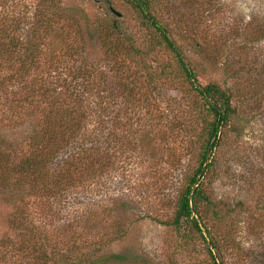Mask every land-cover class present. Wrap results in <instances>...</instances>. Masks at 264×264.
<instances>
[{"label":"rangeland","instance_id":"374dc122","mask_svg":"<svg viewBox=\"0 0 264 264\" xmlns=\"http://www.w3.org/2000/svg\"><path fill=\"white\" fill-rule=\"evenodd\" d=\"M152 8L186 50L200 82L216 80L231 94L233 114L201 178L208 200L200 199V215H195L208 243L189 222L170 223L174 197L200 161L207 134L204 108L199 102L186 119L185 133L157 114L164 104L193 99L186 83L170 79L158 88L159 82L156 87L142 79L134 101L112 94L114 108L134 107L119 113L126 125L114 128L123 137L115 143L114 163L100 174L99 189L57 202L44 186L35 191L25 184L13 201L0 189V264H36L38 256L73 244L81 245L83 255L94 246L101 255L134 258L97 264H214L208 248L217 264H264V0H152ZM113 19L147 30L123 0H0L2 48L10 45L0 50V140L5 142L0 154L3 146L15 149L16 158L27 152V136L43 123L53 83L63 87L51 91L52 97L60 99L55 93L63 90L64 104L73 108L106 100L101 81L108 74L107 54L100 37ZM13 42L14 51L9 50ZM29 50L37 52L31 69L13 73L19 59L27 64ZM126 66L130 73L138 70L131 61ZM147 104L153 109L148 111ZM110 128L93 120L85 132L102 140ZM15 220L21 222L18 227ZM17 240L30 245L24 260L14 249ZM137 251L147 256L140 259Z\"/></svg>","mask_w":264,"mask_h":264},{"label":"trees","instance_id":"16d2710c","mask_svg":"<svg viewBox=\"0 0 264 264\" xmlns=\"http://www.w3.org/2000/svg\"><path fill=\"white\" fill-rule=\"evenodd\" d=\"M123 1L134 9L141 19L142 25L147 30L144 31L139 27L134 29L129 24L124 26L115 19L106 23L103 31L105 32L104 36L101 35L100 38H102V45L107 54L106 65L108 74L103 77L105 81L101 82L103 87H105L103 91L107 88L106 94L108 97L99 104L82 106L80 104L81 108H79V105L73 108L70 104H64L65 100H62L63 90L55 93H60V99L52 97L54 93L52 94L51 91L61 89L59 87L63 86H56L57 84L54 83L50 85L48 87L49 104L43 109V123H39L32 134L27 136V152L16 158L15 149L6 151L7 148L3 146L5 151L0 154L1 193L7 195L8 201H13L20 192L18 189H22L25 184L35 191H39V187L44 186L49 199L52 202H57L67 199H78V194L81 192H95L102 184L100 182V174H106L107 169L105 167L114 163L115 154H113V149L115 143L119 142V137H123H118L116 133L118 127L114 128L115 123H121L118 120L119 113L122 110L134 107V104H124L122 108H114L116 104H111L114 100L112 94L115 93L122 96L125 100L129 98L134 101L136 100L135 95L140 90L137 82L141 83L142 79L148 82L151 79V82L155 83L156 87V82H159L161 86L158 88H160L169 83L170 79L181 78V82L186 83L187 91L193 99L187 104H164L161 110L160 108L157 109L158 111L160 110L157 117L169 119L175 124V127L178 126V129L189 133L186 119L196 113L195 108L201 102L204 108L202 119H204V128H206L207 134L201 148L198 166L174 197L172 222L170 223L180 225L183 221L189 222L191 228L207 244L208 242L202 233L200 218L195 215L199 214L198 203L200 199L208 200L203 195L201 187V178L210 165V162H205L211 157L214 148L218 144L222 126H226L234 111L229 88L222 87L216 80H210L204 84L200 82L197 72L190 65L191 60L185 58L184 53H186V50L184 52V49L176 43V40L171 38L170 28L163 24L154 14L152 0ZM107 10L108 12L109 10L113 11L111 7ZM16 44L17 42H13V47L9 50L14 51ZM4 45V42L0 39V50L2 52L10 47L8 44V47L2 48L5 47ZM36 54L37 52L29 50L26 55V58H28L27 64H19V59L15 65L17 68L13 70V73L18 70L19 72L17 73L20 75L21 71L24 72L31 69V64L35 62ZM15 59H17V56ZM127 61L137 65L138 70H132V73H130V69H127L126 66ZM212 61L215 62V58H212L209 62L212 64ZM152 64H155V72L152 71ZM127 70L128 72H126ZM113 76L115 77L114 80ZM64 89V92L68 90L67 87ZM108 102L110 104H107ZM149 107L153 109L152 105L147 104L148 111ZM113 109L116 111L113 112ZM196 115L198 116V113ZM153 117L155 119V115ZM93 120L98 124L105 123L107 127L113 125V128H110L102 140L97 138V134L90 135V133L85 132L87 124ZM124 125L126 123L122 124V126ZM2 141L1 139L0 144H2ZM9 142L7 141L6 145L13 146L14 143L12 144V141ZM3 143L5 142L3 141ZM155 173L154 171L152 174ZM158 179L161 181L159 177ZM122 203L128 205L125 201H122ZM19 223H21L19 220H15V227H18ZM205 229L209 233V230ZM16 242L18 244L17 248H14L18 250L16 254L24 260L27 255L26 251L28 250V253L31 251L30 245L25 244L23 240H17ZM215 245L213 243L214 247ZM31 246L35 247L34 245ZM126 246H129L128 243ZM80 249L81 245L78 244H73L68 248H55L52 253H44L38 256L36 259L39 262L37 261L36 264H97L99 261L127 258L124 255L120 256V253L116 252L108 256L101 255L99 253L100 248L94 246L93 250L85 255L80 252ZM125 252L133 253L129 248ZM208 252L214 264H217L210 248H208ZM144 253L141 251L136 252L140 259L147 256ZM50 257L52 262L45 260ZM127 259L133 260L134 258L129 256Z\"/></svg>","mask_w":264,"mask_h":264}]
</instances>
